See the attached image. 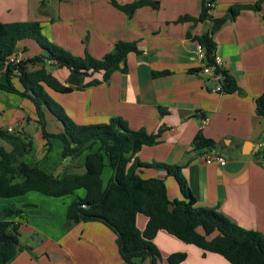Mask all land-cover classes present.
Returning a JSON list of instances; mask_svg holds the SVG:
<instances>
[{"label": "crops", "instance_id": "obj_1", "mask_svg": "<svg viewBox=\"0 0 264 264\" xmlns=\"http://www.w3.org/2000/svg\"><path fill=\"white\" fill-rule=\"evenodd\" d=\"M114 1L123 6L138 0ZM149 1L156 2L158 7H139L129 17L110 0H45L43 6L40 0H0V22H37L46 39L78 57L87 53L100 59L117 41L135 43L139 53L126 56L125 72L116 71L107 82L94 86L85 84L101 80V73L86 77L44 61L45 69L71 89L57 93L45 88L46 93L77 125L105 124L117 117L131 130L154 133L161 129L159 142L142 147L133 158L147 164L181 166L198 206L216 208L231 222L260 233L264 239V164L260 162L264 152V117L256 113V100L264 97V0ZM206 1L213 4L215 19L226 16L233 6L246 7L235 20H226L212 35L214 59L233 77L241 89L239 94L213 91V74L203 68L204 63L197 57L193 38L208 25L191 20L177 22L183 17L197 19ZM37 47L33 40H21L15 55L20 60L40 56L42 50ZM26 68L32 72L40 69L41 64L30 63ZM162 71L169 74L152 76L153 72ZM14 75L11 82L21 90ZM4 82L5 65H0V83ZM26 100L0 90V129L13 127L14 133L28 136L26 127L32 120L19 111L27 106ZM49 121L55 123V131L49 134L63 130L62 124L46 110L45 123ZM196 136L212 141V146L196 148ZM0 148L5 152L11 150L7 143ZM209 148L223 155V167L204 163L202 156ZM58 149L61 156L62 144ZM50 152L51 146L45 154ZM80 157L84 161V154ZM61 160L67 162L62 157ZM36 164L45 170L52 166L47 161ZM59 167L65 166L60 163ZM70 168L73 174L68 177L84 173L83 164H71ZM139 175L144 179H162L170 200L183 199L175 180L164 171L141 168ZM31 203L21 199V205L16 207L36 208ZM68 203L59 207L49 204L46 209L50 212L25 210L19 234L23 230L36 241L21 244L25 248L8 264H125L119 256L115 235L103 224L81 222L68 230L63 228ZM11 205L1 204L0 211ZM146 222L147 218L138 214L137 230L142 232ZM153 244L160 254L157 264H168V256L174 253L185 254L179 264H230L220 255L203 253L163 230L156 233ZM142 264H148V260Z\"/></svg>", "mask_w": 264, "mask_h": 264}, {"label": "trees", "instance_id": "obj_2", "mask_svg": "<svg viewBox=\"0 0 264 264\" xmlns=\"http://www.w3.org/2000/svg\"><path fill=\"white\" fill-rule=\"evenodd\" d=\"M45 0H40L41 6ZM111 4L125 12L129 17L142 6L153 9L158 4L149 0H138L119 6L114 0ZM206 1L197 19L179 18L177 22L191 20L204 22ZM246 7L233 6L228 14L220 19H211V25L193 40L203 49L205 67H213V75L219 76L221 93L239 94L241 89L227 71L216 65L214 60L215 44L213 33L226 21L235 20ZM29 39L41 48L42 55L20 60L16 65L7 63L15 55L17 43ZM138 54L135 43L117 41L110 52L100 59L85 53L82 57L71 53L50 42L41 33L37 22H0V65H5V82L0 90L29 100L35 110L37 123L44 140L45 152L50 151V140L57 139L62 144L61 157L76 159L84 154V173L74 177L54 176L37 164H26L22 158L32 148V142L26 135L7 133L0 129V140L7 143L11 150L0 148V199L21 197L35 192L55 199H64L83 190L84 197L76 196L66 206L63 228L81 222L96 221L103 224L115 235V243L120 258L125 264H157L160 254L153 244L160 230L174 236L179 241L193 245L203 253H215L230 264H264V239L253 230L239 227L224 217L216 208L198 206L185 179L181 166L161 163H142L133 156L144 146L159 142L162 130L147 133L144 129L131 130L120 118H111L105 124L77 125L70 120L46 93L45 88L57 93H68L70 88L61 85L44 67V61L53 62L58 68L86 77L101 73V80H92L85 86H94L107 82L110 76L119 71L125 72V59L128 54ZM41 64V68L27 71V64ZM17 76L21 90L14 87L11 77ZM167 71L153 72L152 76H165ZM62 124L63 130L57 134L45 131V111ZM162 113V111H161ZM256 113L264 117V97L256 100ZM196 148L211 147L212 141L196 136ZM98 145L93 151V146ZM111 169V176L102 188L101 174L104 167ZM141 168L162 170L172 177L183 199L170 200L165 183L158 178H142ZM31 205L18 208L14 205L3 209L0 220V264H8L25 247L20 244L18 227L25 219V210ZM141 214L147 218L142 232L135 226V218ZM12 219H17L14 222ZM29 250V248H26ZM185 254L174 253L168 256V264H179Z\"/></svg>", "mask_w": 264, "mask_h": 264}, {"label": "rangeland", "instance_id": "obj_3", "mask_svg": "<svg viewBox=\"0 0 264 264\" xmlns=\"http://www.w3.org/2000/svg\"><path fill=\"white\" fill-rule=\"evenodd\" d=\"M31 43V42H29ZM33 45V42L31 43ZM38 50L41 51V48L37 47ZM43 52V51H42ZM51 97V96H50ZM52 98V97H51ZM53 99V98H52ZM55 102V101H54ZM24 106L22 108L19 109V111L22 114H25V116H29L31 118V122H29V126L26 127L27 129V133L28 136L32 142V148L31 151L22 158V161L26 164H36L38 162H49L51 163V167H46V170L55 175V176H59L62 177L64 175H69V174H73V172H70L69 170L70 165L74 164L76 167L77 166H81V164H83V157H78L76 159H67V162H62L61 160V156L59 154V147L61 148V143L59 140L56 139H51L50 143H51V152L49 154H45V150L43 148L44 146V142L41 138V130L39 128V125L36 123V114L34 111V107L32 105V103L28 100L24 101ZM56 103V102H55ZM28 107V108H27ZM55 123L52 122H48L45 125V131L48 132H54L55 131ZM27 126V124H26ZM5 145L4 142L0 141V145ZM98 145H94L93 146V151L97 150ZM63 164L65 167L60 168L59 164ZM111 169L106 166L103 168L102 170V174H101V182H102V188L104 189L110 176H111ZM170 181H173L172 179H169ZM76 196H80V197H84L85 193L83 190H77L75 192V195L73 196H69L67 198L64 199H54V198H50L47 196H43L41 194L35 193V192H30L28 193L26 196L23 197H18V198H12V199H0V205L1 204H5V205H14V206H18L21 205V199H24V202H33L31 204H33L34 206H36V208H33L32 210L27 209L26 208V212L29 213L31 211H37L39 209H44L47 210L48 212H50L48 209H46L49 207V204H55V205H61L63 203H67V202H71ZM34 198V199H32ZM28 200H32V201H28ZM19 241L20 244L24 245V244H35L36 238L31 236L30 234L24 232L23 230H21L20 232V236H19Z\"/></svg>", "mask_w": 264, "mask_h": 264}, {"label": "built area", "instance_id": "obj_4", "mask_svg": "<svg viewBox=\"0 0 264 264\" xmlns=\"http://www.w3.org/2000/svg\"><path fill=\"white\" fill-rule=\"evenodd\" d=\"M206 19L204 21L205 24H207L208 26L211 25V19L214 18L215 16V11H214V8H213V4L211 2H207L206 3ZM196 53H197V57L199 60H203V49L197 44L196 46ZM215 60V59H214ZM20 62V58L18 55H13L11 56L7 63L9 64H13V65H16ZM215 63L216 65L219 66V62L217 60H215ZM205 68L206 70H210L213 74V67H203ZM214 77V80L216 81V85L213 89V91L217 92V93H221V87L220 85L217 83L218 80H219V76H215L213 75ZM5 131L7 133H14L15 130L13 129V127H7L5 129ZM203 158V161L206 165H209V164H216L220 167H223L226 163V160L225 158L223 157V155L217 150V149H214V148H209L208 151L202 156ZM260 162L264 164V152L260 158Z\"/></svg>", "mask_w": 264, "mask_h": 264}, {"label": "water", "instance_id": "obj_5", "mask_svg": "<svg viewBox=\"0 0 264 264\" xmlns=\"http://www.w3.org/2000/svg\"><path fill=\"white\" fill-rule=\"evenodd\" d=\"M2 219H3V212L0 211V220H2Z\"/></svg>", "mask_w": 264, "mask_h": 264}]
</instances>
